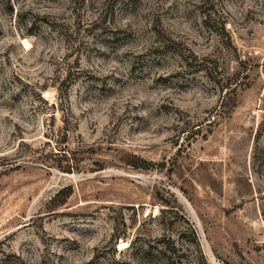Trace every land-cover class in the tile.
<instances>
[{
    "label": "rangeland",
    "instance_id": "rangeland-1",
    "mask_svg": "<svg viewBox=\"0 0 264 264\" xmlns=\"http://www.w3.org/2000/svg\"><path fill=\"white\" fill-rule=\"evenodd\" d=\"M0 264H264V0H0Z\"/></svg>",
    "mask_w": 264,
    "mask_h": 264
},
{
    "label": "trees",
    "instance_id": "trees-1",
    "mask_svg": "<svg viewBox=\"0 0 264 264\" xmlns=\"http://www.w3.org/2000/svg\"><path fill=\"white\" fill-rule=\"evenodd\" d=\"M63 191L65 192V193H63ZM70 194V192H69V189H65V190H60V191H58L56 194H55V196L54 197H58V196H63V198H65V197H67L68 195Z\"/></svg>",
    "mask_w": 264,
    "mask_h": 264
}]
</instances>
